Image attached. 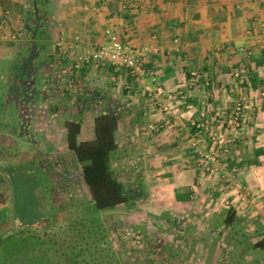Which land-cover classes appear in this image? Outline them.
<instances>
[{
	"label": "crops",
	"instance_id": "crops-1",
	"mask_svg": "<svg viewBox=\"0 0 264 264\" xmlns=\"http://www.w3.org/2000/svg\"><path fill=\"white\" fill-rule=\"evenodd\" d=\"M8 1L22 10L42 0ZM47 1L34 38L41 62L31 71L57 67L52 82L64 121L53 126L57 134L66 137L65 123L74 120L81 124L79 140L90 141L94 118L113 109L120 123L112 168L140 215L164 217L167 228L182 232L188 262L264 264V250L251 248L264 237V0ZM109 23L132 46L148 49L152 76L132 81L111 66L71 69L78 50L103 43ZM53 39L50 49L45 44ZM45 77L27 100L34 120L46 105ZM154 93L172 116L158 133L149 130L161 115ZM239 101L243 128L227 163L236 172L225 183L198 172L196 149H212L211 135L230 137L219 121Z\"/></svg>",
	"mask_w": 264,
	"mask_h": 264
},
{
	"label": "rangeland",
	"instance_id": "rangeland-1",
	"mask_svg": "<svg viewBox=\"0 0 264 264\" xmlns=\"http://www.w3.org/2000/svg\"><path fill=\"white\" fill-rule=\"evenodd\" d=\"M0 2V264H198L188 262L182 232L167 228L164 217L140 215L135 204L95 208L65 137L53 127L64 123L52 82L57 67L31 71L41 60L24 12ZM43 3L48 11V1ZM55 41L45 45L52 49ZM45 75L50 112L40 106L34 120L27 100Z\"/></svg>",
	"mask_w": 264,
	"mask_h": 264
},
{
	"label": "built area",
	"instance_id": "built-area-1",
	"mask_svg": "<svg viewBox=\"0 0 264 264\" xmlns=\"http://www.w3.org/2000/svg\"><path fill=\"white\" fill-rule=\"evenodd\" d=\"M103 37V43L96 48L78 50L71 69L80 70L88 66L94 68L111 66L116 70L126 71L132 81H140L148 74L153 75L147 70L148 49H138L132 46L121 37L118 25L109 23L104 29ZM150 99L161 115L151 121L149 130L158 133L171 126L172 116L167 104L161 100L159 93L151 94ZM243 112L244 104L242 102L239 101L232 105L223 120V125L230 137L225 140L212 135L209 137L214 146L212 149L207 151L196 149L199 159L196 168L201 175H212L221 178L225 183L231 181L236 170L227 167L230 158V145L237 140L243 128Z\"/></svg>",
	"mask_w": 264,
	"mask_h": 264
},
{
	"label": "trees",
	"instance_id": "trees-1",
	"mask_svg": "<svg viewBox=\"0 0 264 264\" xmlns=\"http://www.w3.org/2000/svg\"><path fill=\"white\" fill-rule=\"evenodd\" d=\"M43 1H38L31 7L22 9L27 18L34 17L32 23L26 20V30L29 29L27 33L33 38L48 14ZM33 45L38 47L35 40ZM28 55L27 52L26 57ZM21 65L22 67L28 66L24 61L21 62ZM119 123L118 113L113 109L99 114L94 118L93 138L90 141L79 140L80 123L74 120L65 123L66 148L79 165L80 177L88 189L92 203L99 211L115 210L120 206H133L135 201V197L128 192L126 185L112 168V158L118 148L116 133ZM251 248L264 250V237L251 245Z\"/></svg>",
	"mask_w": 264,
	"mask_h": 264
}]
</instances>
